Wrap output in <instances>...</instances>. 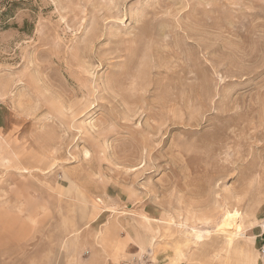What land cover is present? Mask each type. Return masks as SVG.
<instances>
[{
	"label": "rangeland",
	"instance_id": "1",
	"mask_svg": "<svg viewBox=\"0 0 264 264\" xmlns=\"http://www.w3.org/2000/svg\"><path fill=\"white\" fill-rule=\"evenodd\" d=\"M0 256L264 264V0H0Z\"/></svg>",
	"mask_w": 264,
	"mask_h": 264
},
{
	"label": "crops",
	"instance_id": "2",
	"mask_svg": "<svg viewBox=\"0 0 264 264\" xmlns=\"http://www.w3.org/2000/svg\"><path fill=\"white\" fill-rule=\"evenodd\" d=\"M0 264H1V256H0Z\"/></svg>",
	"mask_w": 264,
	"mask_h": 264
},
{
	"label": "bare ground",
	"instance_id": "3",
	"mask_svg": "<svg viewBox=\"0 0 264 264\" xmlns=\"http://www.w3.org/2000/svg\"><path fill=\"white\" fill-rule=\"evenodd\" d=\"M234 229H236L235 227H234ZM231 230V229H230Z\"/></svg>",
	"mask_w": 264,
	"mask_h": 264
}]
</instances>
